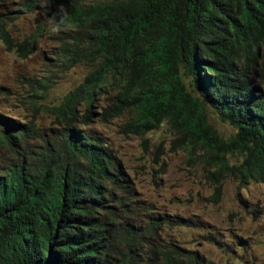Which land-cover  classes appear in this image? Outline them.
Wrapping results in <instances>:
<instances>
[{
    "label": "trees",
    "instance_id": "1",
    "mask_svg": "<svg viewBox=\"0 0 264 264\" xmlns=\"http://www.w3.org/2000/svg\"><path fill=\"white\" fill-rule=\"evenodd\" d=\"M59 2L71 17L59 66L90 72L48 110L61 129L41 149L27 145L32 125L0 118V264H211L165 239L164 225L177 222L138 206L101 138L72 123L86 124L95 89L108 87L114 102L101 118L125 114L121 130L135 136L166 124L171 146L195 150L212 170L216 193L222 175L264 184V86L254 79L264 82V63L250 53L264 34V0H52L50 15ZM0 39L13 44L3 25ZM25 44L14 47L21 56Z\"/></svg>",
    "mask_w": 264,
    "mask_h": 264
},
{
    "label": "rangeland",
    "instance_id": "2",
    "mask_svg": "<svg viewBox=\"0 0 264 264\" xmlns=\"http://www.w3.org/2000/svg\"><path fill=\"white\" fill-rule=\"evenodd\" d=\"M25 2L0 0V20L7 21V31L14 42L42 29L35 39L33 54L26 59L6 51L0 42V117L32 125L37 133L33 137L38 139H28L27 145L35 151L43 140L61 129L48 110L78 86L90 70L84 64L66 71L55 65L50 55L57 52L59 39L64 36L50 34L44 23L48 11L18 12ZM43 81L49 82L47 93L27 97L29 86L36 87ZM113 102L114 92L106 87L90 111L99 115ZM96 115L82 128L101 138L114 155L138 206L149 205L157 217L166 214L177 222L178 225H164L165 239L203 255L211 264H264L263 183L240 185L238 180L222 175L220 191L216 193L213 176L208 173L212 170L199 160L195 150V156H187L182 148L172 147L174 135L166 124L144 136H135L121 130L125 114L113 119ZM216 127L229 132L224 126ZM228 160L234 165L240 158L233 154ZM236 238L244 242L243 249Z\"/></svg>",
    "mask_w": 264,
    "mask_h": 264
},
{
    "label": "clouds",
    "instance_id": "3",
    "mask_svg": "<svg viewBox=\"0 0 264 264\" xmlns=\"http://www.w3.org/2000/svg\"><path fill=\"white\" fill-rule=\"evenodd\" d=\"M49 1H52V0H26V2L24 4H22L17 10H18V12H29V11H31L33 9H42L43 11H45V10L48 11L47 10V6H48ZM81 1L86 4V3H89L90 0H81ZM28 3L31 4V7L28 8V9H24V5L28 4ZM48 12H49L48 15H47V13H45L44 23H46L49 26L50 34L59 35L62 31H64L67 28L68 24L71 23L70 14H69L67 8L64 6L63 2H59L58 3L57 9H56V11L54 13H52V15H50V11H48ZM1 23H3V24H1ZM0 25H3L7 29V21H5V19H1L0 20ZM41 30H42L41 28H38L32 34H30L28 37L23 38V39H21L19 41H16V42H14L13 39L10 37L13 44H11L9 47L6 44H4L1 41V39H0V42L3 44V46H4L6 51H9V52L13 51L15 54H17V56L19 58L26 59L28 56L33 54L34 42H35L36 37L39 35V33H41ZM73 30H75V28ZM7 33H8V31H7ZM35 33H37V34H35ZM23 41L26 43L24 46H30L31 47V52L29 54L21 56L20 53L18 52V50L15 51L14 47L17 44H21ZM254 49L256 50V64L259 65L260 63H264V34L257 41V43L255 44V47L251 50L250 53H252ZM61 57H62V55H61V53L59 51V47L57 48V52L56 53H53V54L50 55V58L52 59V61L55 63V65L57 67H60L59 63L61 61ZM252 61H253V56L252 55L247 56L246 62L251 63ZM249 77L252 78L253 76L250 75ZM254 79H255V81L257 83L256 88L259 87V86H264V82L260 81L256 77ZM105 88L104 87L101 88L100 92H98V90L95 89L94 95H93L92 100H91L92 103L96 100L97 96L102 95V92H103V90H105ZM262 93H263L262 90H258L257 91V95H261ZM91 104H90L89 111L91 109ZM77 108H78L79 114H82V112H84L83 104H80V106H78ZM104 110H106V109H103L102 112ZM90 112H91V115H90L89 121H87L86 124H81L79 122H73L72 123V127H74L77 132L80 131L81 133H86V134L90 135L91 137H95L92 134V132H90L88 129H83L82 128L83 126H86L89 122H91V120H90L91 116L96 115L92 111H90ZM100 115H101V113L99 115H96V116L100 117ZM0 118L3 120L4 124L7 123V121L4 120L2 117H0ZM9 122H12V121H9ZM7 125L8 124H6L5 126H7ZM239 183L242 184L241 182H239ZM242 185H244V184H242ZM162 215L163 216H168L166 214H162ZM163 216H160V217H163ZM157 218H159V217H157ZM162 232H163V230H162ZM236 239H239V238H236ZM243 246H244V244H243Z\"/></svg>",
    "mask_w": 264,
    "mask_h": 264
}]
</instances>
